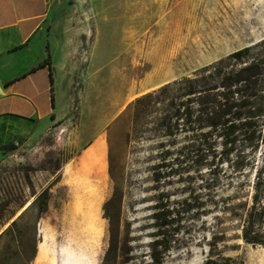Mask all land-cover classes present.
Instances as JSON below:
<instances>
[{
	"label": "rangeland",
	"instance_id": "obj_1",
	"mask_svg": "<svg viewBox=\"0 0 264 264\" xmlns=\"http://www.w3.org/2000/svg\"><path fill=\"white\" fill-rule=\"evenodd\" d=\"M51 2L53 59L70 56L75 67L58 73L61 120L34 146L0 160V233L25 211L31 225L46 193L39 264H152L149 244L162 210L175 231L166 234L170 249L160 264H264L261 157L248 184L225 166L223 186L207 191L197 166L168 176L155 167L154 141L129 137L135 99L264 39V0ZM178 143L190 145L183 137Z\"/></svg>",
	"mask_w": 264,
	"mask_h": 264
},
{
	"label": "trees",
	"instance_id": "obj_2",
	"mask_svg": "<svg viewBox=\"0 0 264 264\" xmlns=\"http://www.w3.org/2000/svg\"><path fill=\"white\" fill-rule=\"evenodd\" d=\"M44 65L49 67L52 83L49 58ZM129 110L133 112L129 137H149L160 149L156 169L178 176L193 164L208 176L204 189L215 191L223 186L219 174L226 166L248 184L246 175L255 169L256 159L261 157L264 162V39L142 95ZM147 118L150 121L144 122ZM142 122L144 131L138 129ZM179 137L188 139L190 145L177 148ZM2 150L10 153L16 147L9 144ZM46 196L40 195L42 202L31 225L24 222L25 211L0 233V264H39L37 224L47 210ZM205 203L202 216L212 213ZM156 209L160 211L159 206ZM170 214L162 210L155 216L159 223L156 239L149 244L152 264H160V257L170 249L164 240L167 232L175 231ZM243 239L258 243L246 236Z\"/></svg>",
	"mask_w": 264,
	"mask_h": 264
},
{
	"label": "crops",
	"instance_id": "obj_3",
	"mask_svg": "<svg viewBox=\"0 0 264 264\" xmlns=\"http://www.w3.org/2000/svg\"><path fill=\"white\" fill-rule=\"evenodd\" d=\"M52 8L51 0H0V160L4 146L12 144L19 151L37 144L65 109L56 87L58 73L64 64L69 70L75 66L67 55L63 61L53 59L49 37L55 24H48ZM48 58L52 83L44 65ZM102 137L103 129L81 154Z\"/></svg>",
	"mask_w": 264,
	"mask_h": 264
}]
</instances>
